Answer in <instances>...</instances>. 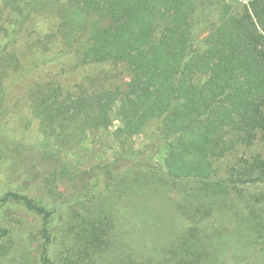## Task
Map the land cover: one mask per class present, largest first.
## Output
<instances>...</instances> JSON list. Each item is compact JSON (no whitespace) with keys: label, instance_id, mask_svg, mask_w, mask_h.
I'll return each instance as SVG.
<instances>
[{"label":"trees","instance_id":"obj_1","mask_svg":"<svg viewBox=\"0 0 264 264\" xmlns=\"http://www.w3.org/2000/svg\"><path fill=\"white\" fill-rule=\"evenodd\" d=\"M55 1L0 0V107L12 75L13 53L6 48L13 43L40 39L42 46L41 38L56 39L41 51L70 59L79 69L127 66L124 83L109 87L97 82L72 91L61 83L39 85L23 108L59 146L107 131L115 122L120 125L113 137L126 144L157 122L153 145H166L163 168L189 183L180 209L192 225L142 258L116 233L115 205L144 195L146 178L165 182L171 193L170 175L149 154L134 149L130 157L123 154L105 166L75 172L65 163L55 166L48 159L61 157L47 153L43 161L55 166L43 182L51 201L39 203L22 190H10L0 200V258L9 252L10 231L2 217L3 202L10 201L42 218L43 264H264V157L241 159L226 179H217L215 169L240 146L264 144V0L242 6L229 0H65L53 16L56 32L50 36L40 25L54 12ZM206 10L216 19L197 48L196 19ZM159 29V37L145 45ZM109 70L104 78L112 81L117 69ZM29 174L21 189L39 178ZM102 175L110 182L101 185ZM253 190L258 193L248 197ZM108 194L114 200L106 201ZM217 205L234 214L233 232L203 230ZM66 208L74 211L65 222Z\"/></svg>","mask_w":264,"mask_h":264},{"label":"rangeland","instance_id":"obj_2","mask_svg":"<svg viewBox=\"0 0 264 264\" xmlns=\"http://www.w3.org/2000/svg\"><path fill=\"white\" fill-rule=\"evenodd\" d=\"M229 1L237 6L245 5L240 0ZM55 2L54 12L48 15L40 25V29L43 30L41 32H46L50 36L56 32L57 24H55L53 16L59 15L65 6V0H56ZM215 19L216 16L208 10L197 16L194 29L197 48L203 45ZM31 34L29 32V35ZM159 34L160 29L151 35L144 44L153 43ZM30 37L36 39L35 34ZM55 40L41 38L42 46L40 39H36L34 43L31 42L32 44L20 41L10 44L6 48L13 53V56L9 57L12 75L8 79L10 84L6 86V102L0 107V200L5 198L10 190H22L39 203L50 202L51 195L49 190L44 191L43 182L55 166L65 163L70 172L88 171L97 166L110 164L123 154L130 157L133 149L146 152L151 156L155 165L163 168L167 147L165 144L156 147L153 145L152 138L157 133L156 130H159L155 121L149 122L140 134L128 139L126 144L113 137V131L120 125L118 122H115L113 127L107 131L90 132L83 140L72 138L65 145H60L61 147L52 144L40 132L38 123L33 121L30 112L23 108L24 104L30 102L32 89H36L39 85H46L48 82L61 83L66 89L72 91L97 87L95 86L97 82L109 87L114 82L115 85L124 83L126 76L123 74L128 71L127 66L121 64L79 69L65 57L56 60L55 54H45L41 51V48L44 50L50 48ZM132 64L134 67L139 65L136 60H133ZM111 68L117 69L116 78L112 81L104 78V73L109 72L110 74L109 69ZM30 70L31 72L26 76L22 74V72ZM100 79L102 80L99 81ZM18 109H22V111L9 113ZM47 153H56L61 159L52 156L51 159L45 158L43 161ZM257 155L264 157V144L261 141L257 140L252 145L240 146L235 152L215 163L216 178L226 179L241 159L249 160ZM47 159L55 166H49ZM164 171L170 175L167 178L173 180L171 193L168 192L165 182L154 177L146 178L144 182L147 181L149 187L144 195L123 198L114 208L116 233L142 258L171 244L177 235L192 225L180 209L183 187L189 183L184 180L185 176L183 175H177L165 169ZM28 173H30L29 175L38 173L37 177L39 178H36L32 185H28L26 189H21V181H24ZM99 180L101 185L110 182L103 175L99 177ZM192 185L194 184L191 183V187ZM257 193V190L249 191L247 196H254ZM104 198L106 201L114 200L112 194L104 195ZM235 200L238 212L242 213L238 199L235 198ZM8 203L3 202L6 207L3 211L2 223L10 231L9 252L0 258V264H43L41 258L44 242L42 218L27 211L20 204L9 203L7 205ZM73 211L70 208L65 209V222ZM235 227V216L230 209L217 205L213 216L205 221L203 230L207 234L220 229L228 230V233H231L236 229ZM52 254L56 255L55 248L52 249Z\"/></svg>","mask_w":264,"mask_h":264},{"label":"built area","instance_id":"obj_3","mask_svg":"<svg viewBox=\"0 0 264 264\" xmlns=\"http://www.w3.org/2000/svg\"><path fill=\"white\" fill-rule=\"evenodd\" d=\"M241 2H243L245 5H248V3L251 1V0H240Z\"/></svg>","mask_w":264,"mask_h":264}]
</instances>
